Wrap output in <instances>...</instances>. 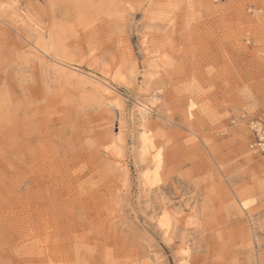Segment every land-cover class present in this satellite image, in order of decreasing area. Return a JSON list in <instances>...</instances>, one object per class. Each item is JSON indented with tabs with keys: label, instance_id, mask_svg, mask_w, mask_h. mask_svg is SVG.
Segmentation results:
<instances>
[{
	"label": "rangeland",
	"instance_id": "obj_1",
	"mask_svg": "<svg viewBox=\"0 0 264 264\" xmlns=\"http://www.w3.org/2000/svg\"><path fill=\"white\" fill-rule=\"evenodd\" d=\"M251 120L264 0H0V264H264Z\"/></svg>",
	"mask_w": 264,
	"mask_h": 264
},
{
	"label": "bare ground",
	"instance_id": "obj_2",
	"mask_svg": "<svg viewBox=\"0 0 264 264\" xmlns=\"http://www.w3.org/2000/svg\"><path fill=\"white\" fill-rule=\"evenodd\" d=\"M71 73L73 74V72H71ZM68 75H71V74H68ZM76 75H77V73H76ZM94 84L97 85L98 87H100V89L102 91H104L105 93H111L113 91L112 90V87H110L111 85L109 84L110 85L109 86L108 83H106L105 81H103L101 79L95 80L94 81ZM148 105H150V104H148ZM194 107H195V104L194 103H191L190 106H189V113H190V115H192L191 112L193 111ZM137 110H138V112H139V114L141 116L140 117L141 118V121L142 122H145L146 118L148 117V115L150 113V107H148V106H140ZM259 121H261V120H259ZM153 148H154L153 146H150L149 144H147V142L144 139H142V145H141V151H140V161H141L142 164H144L146 161L150 160L151 161V165L153 167L152 168H149L148 167L147 170L144 171L141 174V177L140 178H141L142 184L145 185L146 187H149V188H153V187L158 186L160 184V180H159V176H158V171L160 169L159 167H160V164H161V152L159 150V152H157L156 155H153L152 154ZM114 153H116V152L114 151ZM112 154H113V152H112ZM249 206H250V203L249 202H244L242 204V207L245 210L248 209ZM184 221H185V226L186 227H190L193 224H195V222H196L195 221V217H193V216L185 217ZM158 225H159L160 229L166 230L165 220H163V219L160 220L158 222ZM180 254H181V256H183L186 253H184V251L181 249ZM182 262H184V259H182Z\"/></svg>",
	"mask_w": 264,
	"mask_h": 264
},
{
	"label": "built area",
	"instance_id": "obj_3",
	"mask_svg": "<svg viewBox=\"0 0 264 264\" xmlns=\"http://www.w3.org/2000/svg\"><path fill=\"white\" fill-rule=\"evenodd\" d=\"M250 133V149L264 160V120H251L247 124Z\"/></svg>",
	"mask_w": 264,
	"mask_h": 264
}]
</instances>
